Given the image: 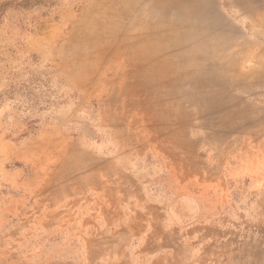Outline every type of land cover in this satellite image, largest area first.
I'll return each mask as SVG.
<instances>
[{"label":"rangeland","instance_id":"obj_1","mask_svg":"<svg viewBox=\"0 0 264 264\" xmlns=\"http://www.w3.org/2000/svg\"><path fill=\"white\" fill-rule=\"evenodd\" d=\"M193 3L0 0V264L264 257V0Z\"/></svg>","mask_w":264,"mask_h":264},{"label":"bare ground","instance_id":"obj_2","mask_svg":"<svg viewBox=\"0 0 264 264\" xmlns=\"http://www.w3.org/2000/svg\"><path fill=\"white\" fill-rule=\"evenodd\" d=\"M206 1H208V0H194V3L193 4H195V9H194V12H193V15H192V17H191V20H193V22L196 24V26L199 28H201L202 29V18H203V16H204V11L202 10V8H203V6H204V3L206 2ZM233 1V0H232ZM234 1H236V0H234ZM242 2V1H241ZM230 4V3H229ZM240 4V3H239ZM242 6V5H241ZM240 6V7H241ZM242 9V8H241ZM209 15H210V12H209ZM211 17V16H210ZM209 17V18H210ZM205 19H207V18H205ZM207 21H209L208 19H207ZM204 22V21H203ZM193 23V24H194ZM202 23V24H201ZM206 24H207V22H205ZM204 23V24H205ZM194 26V25H193ZM209 26V25H208ZM207 26V27H208ZM213 28V27H212ZM216 29V28H215ZM221 35V34H220ZM255 248V247H254ZM255 257H258V255L257 256H255ZM253 262V261H252ZM256 263H258V264H264V257H259V258H257V261H256ZM253 264H255V263H253Z\"/></svg>","mask_w":264,"mask_h":264}]
</instances>
